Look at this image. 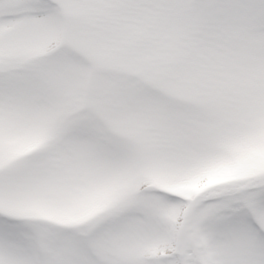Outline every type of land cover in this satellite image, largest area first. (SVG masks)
Wrapping results in <instances>:
<instances>
[{"label":"snow or ice","instance_id":"1","mask_svg":"<svg viewBox=\"0 0 264 264\" xmlns=\"http://www.w3.org/2000/svg\"><path fill=\"white\" fill-rule=\"evenodd\" d=\"M0 264H264V0H0Z\"/></svg>","mask_w":264,"mask_h":264}]
</instances>
